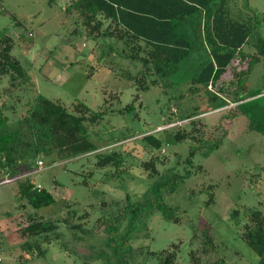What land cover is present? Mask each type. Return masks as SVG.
Segmentation results:
<instances>
[{
  "label": "trees",
  "instance_id": "16d2710c",
  "mask_svg": "<svg viewBox=\"0 0 264 264\" xmlns=\"http://www.w3.org/2000/svg\"><path fill=\"white\" fill-rule=\"evenodd\" d=\"M229 2L71 0L65 11L74 22L72 35L85 34L101 44L102 48H108L137 64L136 72H129L128 75L138 91L134 100L140 99V92L156 86L166 92L174 89L168 110L173 102L179 112L171 111L164 124L173 121L184 123L171 128L174 130L173 140H198L200 130L196 126L201 124L200 115L232 103L235 104L233 114L249 119L248 130L264 135V81L260 87L251 88L249 85L253 67L264 60V36L259 21L244 22L233 18ZM15 42L10 32L0 28V79L9 77V85L5 88L8 96L0 104V182L5 178H15L12 182L17 185V199L25 200L23 205L41 208L55 203L56 197L32 179L33 172L40 168L39 160L46 164L50 159L56 162L96 155L98 167H115L116 174L120 175L127 171L122 151L112 150L103 154L99 150L102 146L114 144L110 141L120 142L137 134L123 133L119 139L113 136L95 142L90 127L102 122L108 108L95 111L85 102L78 101L69 110L60 100L50 99L33 88L32 92L26 93L31 79L21 61L12 54ZM182 85L186 87L178 91ZM118 94L109 101L119 98ZM188 99L192 102L200 99L201 103L192 109L185 108L182 103ZM105 100L107 104L109 101ZM127 108L132 109V104ZM161 111L167 114L165 107ZM229 116L226 114L223 118ZM187 121L194 126L188 127ZM141 141L145 148L159 153L168 144V139L157 132L145 134ZM223 142L224 136H219L209 144H191L190 154L183 166L180 167L181 163L177 161L164 172L158 165L159 161L165 163L160 154L143 162L149 176L158 175L143 198L134 200L129 194L127 204L119 213L108 220L99 218L97 221L104 222L107 231L105 252L108 259L103 257L102 264H150L149 256L157 259L154 264H229L220 254L219 245L208 226H193L188 262L179 260L180 244L172 243L158 252L142 246L139 253H142L143 259L139 263L134 245L136 231L140 227L148 228V219L155 211L168 221L182 220L181 206L173 204L172 197L202 169V165L196 166V154L218 149ZM199 193L208 194L206 205L214 202L212 184L201 188ZM87 215L70 210L62 220L75 230L82 228L84 223H73L71 219L75 216L85 220ZM230 218L232 223L241 226L242 237L260 255L259 264H264V211L259 206L234 208ZM126 220L124 231L121 226ZM57 228L58 220H46L43 216L30 213L28 224L20 229L26 238L22 243L24 252H37L45 257L47 247L44 245L60 237Z\"/></svg>",
  "mask_w": 264,
  "mask_h": 264
},
{
  "label": "rangeland",
  "instance_id": "374dc122",
  "mask_svg": "<svg viewBox=\"0 0 264 264\" xmlns=\"http://www.w3.org/2000/svg\"><path fill=\"white\" fill-rule=\"evenodd\" d=\"M70 2L0 0V28L14 36L16 42L12 54L29 73L31 82L26 93L32 92L33 88L50 99L60 100L69 110L78 101L85 102L95 111L108 108L102 122L90 127L95 142L101 138H118L123 133L137 134L120 142L110 141L114 144L102 146L99 150L103 154L112 150L122 151L128 169L120 175L116 174L115 167H98L96 155L56 162L50 159L32 174L35 183L43 185L56 197L55 203L41 208L23 205L26 201L17 199L15 183L1 184L0 262L102 264L104 258L108 259L105 252L107 231L105 223L97 221L99 218L108 220L119 213L127 204L129 194L134 200L143 198L158 178V175L149 176L143 162L160 154V159H165L164 164L158 162L161 172L177 161L182 167L190 154L191 144H209L216 137L224 136V142L218 149L196 154V166L200 164L202 169L172 197L171 202L181 206L182 220L168 221L155 211L148 219V228L140 227L136 231V259L142 262L143 255L139 253L142 246L158 252L172 243H179V260L188 262L193 226H208L219 245L220 254L229 264H259L260 255L242 237L241 226L232 223L230 214L234 208L243 209L244 206H259L264 211V135L248 130L249 119L233 114L235 104L232 103L200 115L201 124L196 126L200 130L198 140H173L174 130L171 128L184 123L173 121L164 124L171 111L179 112L173 102L168 110L174 89L166 92L156 86L140 92V99L134 100L138 91L128 75L136 72L137 64L102 48L85 34L72 35L74 22L65 11ZM228 7L233 18L244 22L259 21L264 36V0H230ZM263 81L264 60L253 67L249 85L251 88L260 87ZM8 85V76L0 79V104L8 96L5 91ZM185 87L182 85L178 91ZM117 94L119 98L109 101ZM105 99L109 101L107 104ZM198 103H201L200 99L193 102L188 99L182 106L192 109ZM130 104L132 109L127 108ZM162 107L167 114L162 113ZM226 114L230 116L224 119ZM186 124L194 126L189 121ZM151 132L168 139L160 153L145 148L141 141L145 134ZM209 184L214 186L215 200L208 206L205 204L208 194L199 193V190ZM70 210L80 215L88 214L85 220L75 216L71 219L73 223H84L82 228L72 230L63 222ZM30 213L46 220H58L60 237L44 245L47 247L45 257L37 252H24L22 248L26 238L20 229L28 224ZM126 228L127 220L121 230ZM148 262L154 264L157 259L149 256Z\"/></svg>",
  "mask_w": 264,
  "mask_h": 264
},
{
  "label": "built area",
  "instance_id": "2783aa9c",
  "mask_svg": "<svg viewBox=\"0 0 264 264\" xmlns=\"http://www.w3.org/2000/svg\"><path fill=\"white\" fill-rule=\"evenodd\" d=\"M40 167L44 164L43 161L39 160L38 161ZM13 180H15V178H5L2 182H0V184H4V183H10Z\"/></svg>",
  "mask_w": 264,
  "mask_h": 264
}]
</instances>
